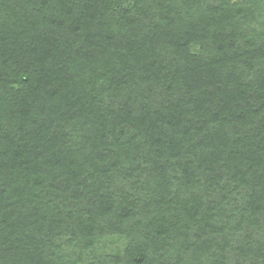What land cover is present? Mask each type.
Returning a JSON list of instances; mask_svg holds the SVG:
<instances>
[{
	"label": "trees",
	"instance_id": "obj_1",
	"mask_svg": "<svg viewBox=\"0 0 264 264\" xmlns=\"http://www.w3.org/2000/svg\"><path fill=\"white\" fill-rule=\"evenodd\" d=\"M0 264H264V0H0Z\"/></svg>",
	"mask_w": 264,
	"mask_h": 264
}]
</instances>
